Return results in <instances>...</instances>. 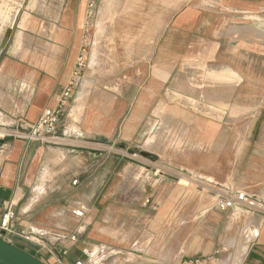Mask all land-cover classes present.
<instances>
[{
    "label": "crops",
    "instance_id": "obj_1",
    "mask_svg": "<svg viewBox=\"0 0 264 264\" xmlns=\"http://www.w3.org/2000/svg\"><path fill=\"white\" fill-rule=\"evenodd\" d=\"M102 1L47 0L54 13L42 16L32 0L19 8L0 45V221L9 208L16 214L14 231L3 237L45 264H73L101 243L116 250L104 264H193L224 250L228 225L246 221L253 234H243L246 247L234 259L264 264L261 213L238 206L222 211L217 201L207 210L194 202L184 208L182 178L168 179L162 170L163 160L189 169L184 158L192 167L203 156L214 158L219 124L172 90L196 68L207 70L208 85L240 84L230 81L243 77L233 48L242 41L256 46L248 34L264 36V0L176 2L142 58L120 64L118 50L107 52L110 73L101 61L104 49L96 45L101 35L94 33L85 68L60 117L59 140L43 143L7 134L26 132L44 109L57 107L89 42L92 11ZM24 36L34 41L28 44ZM129 44L135 47L134 40ZM263 108L250 117L264 116ZM236 144L233 180L258 189L246 194L264 202V125L253 120ZM223 155L229 158L228 148ZM81 204L79 216L74 210ZM176 210L192 219L170 228L175 231L171 242L166 221Z\"/></svg>",
    "mask_w": 264,
    "mask_h": 264
},
{
    "label": "rangeland",
    "instance_id": "obj_2",
    "mask_svg": "<svg viewBox=\"0 0 264 264\" xmlns=\"http://www.w3.org/2000/svg\"><path fill=\"white\" fill-rule=\"evenodd\" d=\"M31 1L0 0V6H2V11H0V45L4 44L6 31L10 30L19 8L24 9L31 4ZM35 1H37L35 9L40 15L54 13L53 6L48 5L47 0ZM165 1L168 3L166 6L164 5ZM191 1L103 0L95 11H92L91 24L88 27L89 31L86 32L91 33L86 49L90 50L95 39L92 41L94 33H99L101 39H96V45L104 49L101 50L105 53L101 56V58H104L101 61L106 71L108 69L109 73L112 71L110 66L111 56L107 53L112 47L119 52L120 64H132L137 59L142 58L144 52L150 48V43L153 40L152 35L160 33V28L165 24L166 18L169 17L173 9L178 7L176 2L186 4ZM5 16H9L7 21H5ZM247 38L250 41H256L257 45H249L242 41L240 43L241 47L239 45L233 48L234 55L241 60L243 77L240 80L235 77L230 81L241 82L240 84L208 85L206 84L207 70L196 68L192 71H186L181 85L174 87V89L177 88L176 91L172 90L173 94L183 99L185 105L193 106L200 113L214 118L219 124V132L215 135L214 140V158L207 159L203 158L206 156H203L202 159L200 158L198 166L195 167L191 166L189 158H184V167L193 170L192 172L196 177L180 175L177 171L184 172V174L188 173V175L192 172L189 169L177 167L168 160L162 161V165L166 168L161 169L167 174L168 179H175L177 175L182 178L181 183L183 188L186 189L181 203L184 208L194 202L199 210L203 207L207 210L215 205L218 198L229 193L245 192L250 194L260 192L258 189L251 191L247 183L233 180L237 169V162L233 165V160L237 158L239 152V145L236 144L238 135L246 133L253 120H259L260 124L264 125V116L259 119L250 117L255 111H259L262 105L264 107V36L248 34ZM24 39L28 41V44L34 41L29 36H24ZM131 40H134L135 47H129ZM139 41L142 42V48L137 47ZM243 50H246V52ZM251 51L252 53H249ZM260 81L262 85L255 84V82L259 83ZM244 114H247V117H244ZM227 148L230 155L229 158L226 156L224 158L223 150L226 151ZM227 161L229 164H227ZM198 176L203 178H197ZM208 179H211V181ZM251 197L258 202L261 201L258 197ZM237 206L244 211L246 209L254 211L241 203H237L234 207ZM214 210L217 209L214 207ZM261 214L264 217V214ZM191 219V214L186 212L181 214L179 210H176L168 217L166 222L170 230L176 223L186 225ZM226 229L225 243L222 247L224 250H219L212 254L210 258L198 259L199 262L194 261L193 264H233L234 256L239 248L246 247L247 242L243 240V234L246 232V236L251 237L253 232H247V230H250V224L246 221L239 224L235 221L232 225H228ZM170 233V241L172 242L175 239V231L170 230L168 235ZM172 252L173 250H167L168 254Z\"/></svg>",
    "mask_w": 264,
    "mask_h": 264
},
{
    "label": "built area",
    "instance_id": "obj_3",
    "mask_svg": "<svg viewBox=\"0 0 264 264\" xmlns=\"http://www.w3.org/2000/svg\"><path fill=\"white\" fill-rule=\"evenodd\" d=\"M87 43L83 46L82 53L80 54L76 68L73 71L74 79L70 81L67 87L58 96V105L56 108H46L41 113L39 119L28 125L26 132L19 130L7 131V134L17 137H23L27 140H37L43 143L55 142L59 140L57 135L58 125L60 117L63 111L67 107V103L72 97L76 78L82 73L86 65V48ZM85 58V59H84ZM77 184V180L73 182ZM237 203L244 204L251 209L264 214V202L256 201L245 192L229 193L226 196H222L217 200V207L222 211H226L234 207ZM76 215L82 216L84 214V205H80L74 210ZM15 212L12 208H9L2 216L0 221V236L3 237V233L13 232L15 219ZM27 240H31L30 235H23ZM4 238V237H3ZM5 239V238H4ZM72 240L76 239V236H71ZM86 256L84 259L77 260L73 264H104L105 261L116 253V250L105 243L99 244L95 249L91 251H85ZM60 261V260H59ZM199 260H196L198 263Z\"/></svg>",
    "mask_w": 264,
    "mask_h": 264
},
{
    "label": "water",
    "instance_id": "obj_4",
    "mask_svg": "<svg viewBox=\"0 0 264 264\" xmlns=\"http://www.w3.org/2000/svg\"><path fill=\"white\" fill-rule=\"evenodd\" d=\"M0 264H45L0 236Z\"/></svg>",
    "mask_w": 264,
    "mask_h": 264
},
{
    "label": "bare ground",
    "instance_id": "obj_5",
    "mask_svg": "<svg viewBox=\"0 0 264 264\" xmlns=\"http://www.w3.org/2000/svg\"><path fill=\"white\" fill-rule=\"evenodd\" d=\"M0 11H2V6H0ZM1 13V12H0ZM4 13V12H3ZM8 18H9V16H5V20L7 21L8 20ZM150 47V46H149ZM143 54V53H142ZM165 123V122H164ZM140 155L142 156V157H147L148 155L147 154H145V153H140ZM180 170H182V169H180ZM237 262H238V257L236 256V258L233 260V264H237Z\"/></svg>",
    "mask_w": 264,
    "mask_h": 264
}]
</instances>
